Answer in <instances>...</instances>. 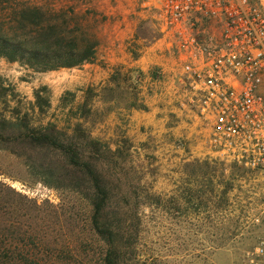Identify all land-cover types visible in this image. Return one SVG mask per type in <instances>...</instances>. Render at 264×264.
<instances>
[{
  "label": "rangeland",
  "instance_id": "1",
  "mask_svg": "<svg viewBox=\"0 0 264 264\" xmlns=\"http://www.w3.org/2000/svg\"><path fill=\"white\" fill-rule=\"evenodd\" d=\"M29 1L87 11L99 40L126 28L156 47L159 31L142 0ZM15 62V75H0V182L23 205L29 230L18 264H104L109 244L91 225L95 199L104 202L100 218L118 229L122 264H264L253 253L264 244V180L213 158L209 133L197 150L181 138L162 146L145 126V136L132 133V110L148 108L141 72L134 80L115 72V84L99 92L56 96L47 84L31 87L39 71ZM34 130L73 152L33 142L26 135Z\"/></svg>",
  "mask_w": 264,
  "mask_h": 264
},
{
  "label": "built area",
  "instance_id": "2",
  "mask_svg": "<svg viewBox=\"0 0 264 264\" xmlns=\"http://www.w3.org/2000/svg\"><path fill=\"white\" fill-rule=\"evenodd\" d=\"M209 154L264 180V0H142ZM264 257V244L253 252Z\"/></svg>",
  "mask_w": 264,
  "mask_h": 264
},
{
  "label": "trees",
  "instance_id": "3",
  "mask_svg": "<svg viewBox=\"0 0 264 264\" xmlns=\"http://www.w3.org/2000/svg\"><path fill=\"white\" fill-rule=\"evenodd\" d=\"M86 13L71 5L55 8L29 0H0V57L39 72L93 61L100 40ZM26 136L33 142L43 140L65 152H73L71 147L58 143L43 131H30ZM72 162L76 163L74 158ZM92 180L99 185L94 172ZM8 189V185L0 182V264H18L23 262V240L29 230L23 231V205L9 198ZM95 193L104 195L106 203V190L97 188ZM19 202L23 204V198ZM93 206L92 228L109 244L103 262L122 264L118 229L100 218L104 202L95 199Z\"/></svg>",
  "mask_w": 264,
  "mask_h": 264
},
{
  "label": "crops",
  "instance_id": "4",
  "mask_svg": "<svg viewBox=\"0 0 264 264\" xmlns=\"http://www.w3.org/2000/svg\"><path fill=\"white\" fill-rule=\"evenodd\" d=\"M17 66L16 62L0 58V75H15ZM180 71V64L172 54L157 46L142 44L133 29L116 28L115 34L109 33L107 40L100 39L93 61L76 67L34 72L30 86L47 84L53 88L56 96L64 90L78 89L87 95L89 90L99 92L103 87L115 84L111 78L115 72H121L132 80L141 72L140 94L148 108L132 110L129 121L132 133L137 137L150 135L156 143L171 148L181 138L192 150H197L200 137L208 135L209 129L203 126L193 111L182 105ZM123 118L122 112L120 117H115V122L122 124ZM143 126L147 129L145 134L140 132Z\"/></svg>",
  "mask_w": 264,
  "mask_h": 264
}]
</instances>
